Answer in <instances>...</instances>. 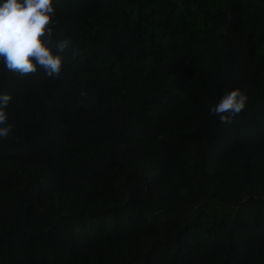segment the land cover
I'll list each match as a JSON object with an SVG mask.
<instances>
[{"label":"trees","instance_id":"1","mask_svg":"<svg viewBox=\"0 0 264 264\" xmlns=\"http://www.w3.org/2000/svg\"><path fill=\"white\" fill-rule=\"evenodd\" d=\"M53 6L60 74L0 59V264H264V0Z\"/></svg>","mask_w":264,"mask_h":264},{"label":"clouds","instance_id":"2","mask_svg":"<svg viewBox=\"0 0 264 264\" xmlns=\"http://www.w3.org/2000/svg\"><path fill=\"white\" fill-rule=\"evenodd\" d=\"M53 0H0V59L12 74H35L38 68L46 76L57 77L62 70L63 53L70 40H53ZM81 95H85L82 93ZM11 94H0V139L12 132L6 108ZM247 94L240 88L223 95L209 111L223 124H231L246 107Z\"/></svg>","mask_w":264,"mask_h":264}]
</instances>
